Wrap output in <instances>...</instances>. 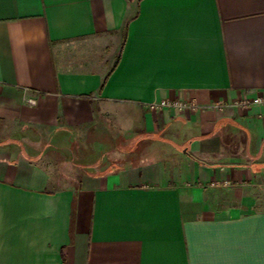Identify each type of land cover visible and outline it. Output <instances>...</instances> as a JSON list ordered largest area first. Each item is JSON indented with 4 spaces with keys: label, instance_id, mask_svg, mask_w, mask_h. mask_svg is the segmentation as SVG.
Returning <instances> with one entry per match:
<instances>
[{
    "label": "crops",
    "instance_id": "0c3cea01",
    "mask_svg": "<svg viewBox=\"0 0 264 264\" xmlns=\"http://www.w3.org/2000/svg\"><path fill=\"white\" fill-rule=\"evenodd\" d=\"M258 95L264 0H0V264H264Z\"/></svg>",
    "mask_w": 264,
    "mask_h": 264
},
{
    "label": "built area",
    "instance_id": "2783aa9c",
    "mask_svg": "<svg viewBox=\"0 0 264 264\" xmlns=\"http://www.w3.org/2000/svg\"><path fill=\"white\" fill-rule=\"evenodd\" d=\"M28 102L30 104H36V100L34 98H29ZM264 105V96L258 95L252 99H243L240 101L236 102H224V101H217L215 102L212 106L217 108V109H224L229 106H234V105H242L243 107H248L250 105ZM148 107L153 109V110H159L163 109L165 107H170V108H179V109H196L197 105L193 102H185L181 100L177 101H168V100H161L158 102H151L148 104Z\"/></svg>",
    "mask_w": 264,
    "mask_h": 264
}]
</instances>
